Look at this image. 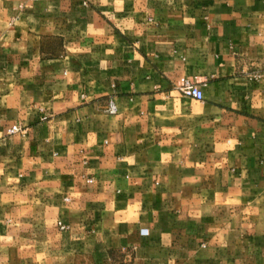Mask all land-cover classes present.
<instances>
[{"label": "crops", "instance_id": "0c3cea01", "mask_svg": "<svg viewBox=\"0 0 264 264\" xmlns=\"http://www.w3.org/2000/svg\"><path fill=\"white\" fill-rule=\"evenodd\" d=\"M256 71L264 0H0V264H264Z\"/></svg>", "mask_w": 264, "mask_h": 264}, {"label": "built area", "instance_id": "2783aa9c", "mask_svg": "<svg viewBox=\"0 0 264 264\" xmlns=\"http://www.w3.org/2000/svg\"><path fill=\"white\" fill-rule=\"evenodd\" d=\"M253 78H259L261 76H264V72H254L250 74ZM177 89L180 91V93L184 96L193 97L197 100L203 99L202 90L199 88V86L190 78H184L180 84L177 85ZM103 111L106 114H115L117 111L116 105L112 100L108 101V104L104 107ZM23 129L18 125H11L6 127L4 130L0 131V138L6 137L11 134L21 132ZM88 181H91V179H88ZM57 225L60 229H66L68 228L67 225L57 222Z\"/></svg>", "mask_w": 264, "mask_h": 264}]
</instances>
